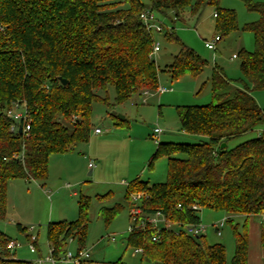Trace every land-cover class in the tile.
Listing matches in <instances>:
<instances>
[{"label":"trees","instance_id":"1","mask_svg":"<svg viewBox=\"0 0 264 264\" xmlns=\"http://www.w3.org/2000/svg\"><path fill=\"white\" fill-rule=\"evenodd\" d=\"M220 1L0 0V219L6 215L11 180L45 181L52 154L67 153L77 143L89 141L93 104L107 103L98 90L113 86L116 104L147 91L157 92L160 71L152 53L155 39L141 19L143 12H170L175 23H188L199 21L212 7L222 40L239 26L236 12L223 8ZM243 1L249 11L259 14L244 27L254 34V51L243 47L237 53L244 87H235L215 65L210 75L212 102L177 106L182 131L206 140L160 141L150 163L165 156L167 180L151 183L137 178L129 185L126 199L130 210L134 205L131 195L143 192L145 197L139 204L142 216L159 211L171 225L161 228L158 240H153L157 230L150 225L130 233L128 246L143 249L142 261L249 264L250 219L264 212V131L234 147L229 143L264 123V108L253 94L254 90H264V2ZM175 23L166 36L177 42L180 50L167 71L173 80L186 75L198 78L209 63L175 35ZM15 103L27 106L31 116L28 134L10 131L5 111ZM223 143L227 146L221 148ZM89 208L90 198H82L76 221L48 226V241L56 260L66 253L68 240L78 238L80 250L84 248ZM121 208L117 203L101 212L110 222ZM201 208L227 214L236 242L230 262L223 244L210 245L205 236H194L184 229L189 223L202 222ZM237 215L245 217L242 231L234 224ZM10 240L0 230V264H32L14 258L8 249ZM260 243L264 249V220ZM109 264L127 263L121 258Z\"/></svg>","mask_w":264,"mask_h":264},{"label":"rangeland","instance_id":"2","mask_svg":"<svg viewBox=\"0 0 264 264\" xmlns=\"http://www.w3.org/2000/svg\"><path fill=\"white\" fill-rule=\"evenodd\" d=\"M220 5L236 12L239 29L223 36L222 40L217 42L216 50L205 46L206 40L212 41L221 35L216 28L214 8H207L199 21L190 20L188 23H175L170 12L167 15L154 12L158 23L165 28H173L175 23V35L208 61V67L200 77L186 75L179 80L171 78L167 69L178 55L180 45L167 39V29L162 32L154 30L155 42L161 48L154 54V60L160 71V87L167 91H157L147 96L135 95L121 104H116V90L113 86H109L106 91L98 90V95L106 98L107 103L96 101L93 104L92 133L89 141L77 143L74 149L67 153L52 154L48 161L47 180L17 178L9 182L7 211L5 218L0 219V230L20 244L12 251L17 260L39 264V259L49 257L51 248L48 226L50 223L76 221L79 218V202L88 197L89 221L83 250L89 251L91 256L82 264H109L121 258L127 264H157L142 261L140 254L134 255V249L128 246L131 217L126 194L129 185L137 178L151 183L167 180L168 159L161 156L157 157L153 164L150 163L158 149V143L154 139L156 127L163 131L159 141L199 143L206 140L207 137L200 139L182 131L177 106H203L212 102L210 75L216 64L223 69L235 87H244L240 59L233 55L243 47L254 51V34L244 27L247 23L256 21L259 14L249 11L243 0H221ZM253 94L258 104L264 108V90H254ZM96 128L101 129L103 133L96 135ZM262 131L264 123L253 132L232 140L229 147H234ZM91 161L96 166L90 175ZM108 194L110 196L105 197ZM117 203L121 204L122 208L107 222L101 212L102 208H111ZM199 215L202 224L206 226L201 235L206 237L210 245L223 244L227 261L230 262L235 254L236 242L227 214L201 208ZM244 219L242 215L234 216V224H239V231H242ZM222 221L224 224L221 226ZM18 224L27 228V231H20ZM216 225L220 227V234ZM32 227L34 230L30 231ZM249 232V264H264V249L260 243V217H251ZM28 235L38 237V251L31 249ZM109 236H114L115 240H111ZM79 244L78 238L66 241V253L76 254L80 250Z\"/></svg>","mask_w":264,"mask_h":264},{"label":"built area","instance_id":"3","mask_svg":"<svg viewBox=\"0 0 264 264\" xmlns=\"http://www.w3.org/2000/svg\"><path fill=\"white\" fill-rule=\"evenodd\" d=\"M141 19L145 25V27L150 31L153 32L154 30L157 32H162L163 29H167L168 31L171 29L170 27L165 28L164 26L160 25L158 23V21L156 20V17L154 15V13L150 12V11H145L141 14ZM221 41L220 36H216L212 41H205V46L208 49L211 50H216V44L217 42ZM160 46L158 43L155 42L154 44V49H153V55L155 53H157L160 50ZM234 57H237V54L233 55ZM160 93H163L165 91H167V89L165 88H161L159 86V89L157 90ZM153 93L150 92H145L143 95H150ZM144 102H146V100H144ZM5 115L7 116V118L11 121L10 124V131L12 133H18L20 127L22 126V133L23 134H28L29 131L31 130V116L28 112L27 106L25 103H15L13 104L10 108H8L5 111ZM162 129H160L159 127L155 128V132H154V139L157 143H159V138L162 134ZM95 133L99 134L102 133V130L99 128L95 129ZM20 157V156H19ZM96 165L93 161H91L89 163V167L90 168H94ZM145 197V194L143 192H139V193H133L131 195V199L133 202V206L130 210L131 213V223L129 226V232H133L134 230L138 229V228H145L146 226H152L154 229L157 230V234L153 236V240H158L159 235L158 233L161 231L162 227H171V225L167 222L166 217L164 216V214L162 212H156L154 214H150L148 216H142L143 212L141 207H139V204L141 202V200ZM194 209H198L197 205L193 206ZM260 218L261 220H264V212H262L260 214ZM224 224V222L222 221L220 223V225L222 226ZM217 231L220 234V227L216 225ZM184 229L189 233L192 234L194 236H199L201 235L202 232L205 231L206 226L202 224V222H198V223H189L187 225L184 226ZM30 231L34 230V227H32L31 229H29ZM110 237V236H109ZM111 240H115V237L112 236L110 237ZM38 240V237L35 235H30V245H31V249L33 251L36 250V246L34 244L35 241ZM20 244L17 241L14 240H10L8 243V249H10L11 251H14L17 247H19ZM51 248V255L49 257H47L46 259H39L38 262L39 264H44L45 262H50L52 264H57L58 262H63L66 264H82L84 261H87L90 256L91 253L89 251H85L83 249L79 250L76 254H73L71 252H68L64 255V257H62L60 260H56L53 257V247L50 246ZM143 252V249L140 248H136L134 249V255L135 254H141Z\"/></svg>","mask_w":264,"mask_h":264},{"label":"water","instance_id":"4","mask_svg":"<svg viewBox=\"0 0 264 264\" xmlns=\"http://www.w3.org/2000/svg\"><path fill=\"white\" fill-rule=\"evenodd\" d=\"M62 82H63L64 84L67 83L66 80H62ZM121 118L124 119L123 116H121ZM19 132L22 133V126L20 127ZM226 146H227V144H226V143H223L222 146H221V148H224V147H226ZM91 174H92V172H90V175H91Z\"/></svg>","mask_w":264,"mask_h":264},{"label":"crops","instance_id":"5","mask_svg":"<svg viewBox=\"0 0 264 264\" xmlns=\"http://www.w3.org/2000/svg\"><path fill=\"white\" fill-rule=\"evenodd\" d=\"M217 65V64H216ZM137 95H139V96H142V95H140V94H137ZM154 132H155V129H154ZM94 133H95V130H94ZM103 133V132H102ZM102 133H99V134H96V135H100V134H102ZM161 136H163V132H162V134H161ZM90 172H93V169L91 168V170H90ZM124 184V183H123ZM36 251H38V247H36V250H35V252ZM15 259H16V257H14Z\"/></svg>","mask_w":264,"mask_h":264}]
</instances>
